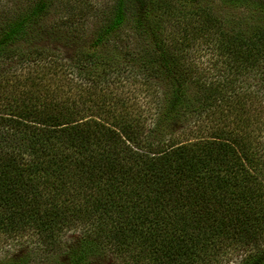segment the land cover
Returning <instances> with one entry per match:
<instances>
[{"label":"trees","instance_id":"obj_1","mask_svg":"<svg viewBox=\"0 0 264 264\" xmlns=\"http://www.w3.org/2000/svg\"><path fill=\"white\" fill-rule=\"evenodd\" d=\"M9 1L0 234L35 245L0 264L105 251L118 264H264V25L184 0H114L67 58L38 42L50 0ZM227 2L264 13V0ZM71 229L81 241L68 250Z\"/></svg>","mask_w":264,"mask_h":264},{"label":"rangeland","instance_id":"obj_2","mask_svg":"<svg viewBox=\"0 0 264 264\" xmlns=\"http://www.w3.org/2000/svg\"><path fill=\"white\" fill-rule=\"evenodd\" d=\"M3 1V0H2ZM12 0L13 4H28L30 0ZM194 6L203 5L213 9L219 16L224 18H239L237 25L249 27L251 24L264 25V13H256L246 5H232L228 0H184ZM114 0H50L49 10L42 22V35L39 44L52 48L67 58H72L75 51L84 43H88L96 28L101 23L107 7L113 4ZM244 17H248L247 20ZM243 22V23H241ZM250 22V23H249ZM201 61L206 65H211V60L215 58L211 50H201ZM209 73H217L209 71ZM264 100V94H261ZM264 138V134H263ZM64 245L68 250L76 249L81 241V231L71 229L63 235ZM35 239L22 238L13 239L0 234V260L13 258L26 253ZM54 256L58 259L65 258V254ZM101 256L94 259L93 264H118L114 256L108 252H103Z\"/></svg>","mask_w":264,"mask_h":264}]
</instances>
